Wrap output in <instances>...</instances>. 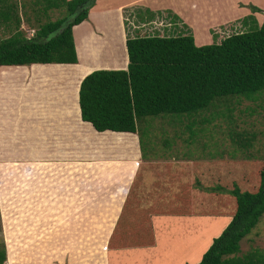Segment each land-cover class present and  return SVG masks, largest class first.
Listing matches in <instances>:
<instances>
[{"label":"crops","instance_id":"obj_1","mask_svg":"<svg viewBox=\"0 0 264 264\" xmlns=\"http://www.w3.org/2000/svg\"><path fill=\"white\" fill-rule=\"evenodd\" d=\"M246 1L242 5L238 0H94L86 18L71 29L76 62L0 64L3 264L199 261L225 225L203 250L198 254L191 250L187 257L161 251V238L178 220L223 217L228 223L232 197L223 192L217 201L208 191L210 175L223 174L218 164L226 168L223 159H189L184 168H176L174 159L142 162L135 133L97 131L80 118L78 87L92 70L125 69L126 9L169 12L201 45L212 42L211 25L231 13L236 17L244 10L242 17L249 13L257 19L260 11H250L247 5L261 8L260 24L264 0ZM19 27L30 36L32 28L23 21ZM7 36L0 33V39ZM83 152L86 156H79ZM110 188L114 197L102 198L104 203L95 212L100 192ZM116 233L121 242L114 240Z\"/></svg>","mask_w":264,"mask_h":264},{"label":"trees","instance_id":"obj_2","mask_svg":"<svg viewBox=\"0 0 264 264\" xmlns=\"http://www.w3.org/2000/svg\"><path fill=\"white\" fill-rule=\"evenodd\" d=\"M42 2L44 11L63 6L65 13L40 23L27 36L19 27L23 21L31 28L27 18L16 14L15 2L0 0L2 33L9 34L0 39V64L76 62L71 29L86 18L94 0ZM249 7L260 11L253 5ZM144 13L141 17L136 12L139 22H148L154 15L148 9ZM241 25L242 30L218 42L212 40L201 45L194 43L190 33L127 35L125 69H95L81 79L80 118L97 131L135 133L145 159L155 155L146 139L148 121L154 117L190 116L209 108L215 100L258 97L264 93V18L258 25L254 16L248 14L241 18ZM185 128L188 131L185 141L192 142L191 124ZM235 135L230 136L232 144L244 150L250 144L249 139ZM167 139L162 138V146L170 145L172 138ZM249 164L252 166L246 165ZM222 165H229L228 159H223ZM246 165L239 171V178L231 171L210 175L212 184L208 191H212L216 200L223 192L232 197L230 220L212 238L196 264H264V250L239 255L240 240L264 213V161L257 169L249 170L250 174L245 173ZM232 169L235 171L233 166ZM117 234L113 235L114 240L121 242L123 239Z\"/></svg>","mask_w":264,"mask_h":264},{"label":"rangeland","instance_id":"obj_3","mask_svg":"<svg viewBox=\"0 0 264 264\" xmlns=\"http://www.w3.org/2000/svg\"><path fill=\"white\" fill-rule=\"evenodd\" d=\"M10 1L16 4V14L20 16L22 14L23 18L26 17L27 23L33 29L40 23L46 20H54L65 13V8L63 6L47 9L45 11L42 10L44 5L42 0ZM238 1V3L242 5L247 2L246 0ZM33 2H36V4H33ZM247 9L250 10L248 5ZM144 10L145 9L133 8L124 11V23L127 35H176L180 32L183 34H191L186 25L182 24L178 18L173 17L171 13L165 11H157L148 22H139L136 12H140L141 17H144L146 14ZM249 10L245 12H249ZM166 11H169V9L166 8ZM243 11L240 10L236 17H233L231 13L230 16L223 18L221 23L211 25L209 31L211 35H213L212 40L218 42L223 37L242 30L244 27L241 25V14ZM257 13H260L259 15L255 14L256 18L258 17L256 21L259 25L258 20H261L263 13H261V10ZM141 23H143V26H139ZM22 31L26 33V30L23 29ZM0 33L4 35L6 32L2 33L1 29ZM228 107L230 108L229 110L227 109ZM188 123L191 124L194 134L191 137L192 142L187 141L188 143H186L185 140H188V131L185 125ZM147 132V142L151 144V148L154 151L152 153L155 155L149 156L144 160L142 159V162L149 160L157 162L174 159V166H176V168H184L189 159H207V161L212 162L222 158L228 159L229 165H232L235 171H233L232 166L231 168H227V166H229L227 165L226 168H223L219 164L218 170L220 169L222 173L231 171L235 178H239V171H241L243 165L252 163V166L250 164L244 166L245 173L250 174L251 172L249 170L255 167V169H257L258 165L264 161V93L254 99L242 98L236 100L234 98H228V100H215L209 108L190 116L180 115L178 118L173 117V119L169 116L154 117L152 120L148 121ZM234 134H241L244 136L242 138H248L250 144L246 146L244 150L235 148L230 138V136ZM164 137L168 138L167 140L172 138L169 146H162L161 141ZM114 146L115 145L111 147V150ZM128 146L130 148L129 143ZM83 154L84 155L80 154L79 156H86V153L83 152ZM109 156L111 157V155ZM181 157L184 158L179 159ZM92 158L93 157H90V159L88 158L87 160H92ZM113 194L114 192L111 188L110 190H102L100 192V198L95 201V212L100 209L99 204H101L102 201L104 203L102 198L108 195H111L110 197L113 198ZM227 207L228 205L224 208ZM224 221L225 218L223 217L216 219L213 217H192L186 221L178 220L174 227L169 228L168 234L161 238L163 242V245H160L161 251L165 249L167 251L166 254L181 255L184 257H187L191 250L192 253L198 254L199 251L205 248V244L207 245L210 237H212L214 233H217L219 228L222 227L221 225L227 224ZM1 228L0 220V229ZM1 230L0 264H3L6 258V247L4 233ZM254 249L259 251L264 250V213H262L257 223L250 229L247 235L240 240L239 255L252 252L251 250Z\"/></svg>","mask_w":264,"mask_h":264},{"label":"built area","instance_id":"obj_4","mask_svg":"<svg viewBox=\"0 0 264 264\" xmlns=\"http://www.w3.org/2000/svg\"><path fill=\"white\" fill-rule=\"evenodd\" d=\"M32 31H33V30H29V34H31V33H32Z\"/></svg>","mask_w":264,"mask_h":264},{"label":"clouds","instance_id":"obj_5","mask_svg":"<svg viewBox=\"0 0 264 264\" xmlns=\"http://www.w3.org/2000/svg\"><path fill=\"white\" fill-rule=\"evenodd\" d=\"M32 30V29H31ZM33 32V31H32ZM32 34V33H31Z\"/></svg>","mask_w":264,"mask_h":264}]
</instances>
